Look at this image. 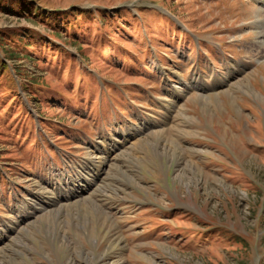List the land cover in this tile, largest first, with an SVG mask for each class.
Listing matches in <instances>:
<instances>
[{"label":"rangeland","instance_id":"1","mask_svg":"<svg viewBox=\"0 0 264 264\" xmlns=\"http://www.w3.org/2000/svg\"><path fill=\"white\" fill-rule=\"evenodd\" d=\"M260 1L0 0V264H264Z\"/></svg>","mask_w":264,"mask_h":264},{"label":"bare ground","instance_id":"2","mask_svg":"<svg viewBox=\"0 0 264 264\" xmlns=\"http://www.w3.org/2000/svg\"><path fill=\"white\" fill-rule=\"evenodd\" d=\"M263 2H264V0H262ZM262 1H260V2H262ZM264 42V41H263ZM262 42V43H263ZM231 76H235V73L234 74H232V75H230V77ZM198 82L196 81V80H194V81H192L190 84H188V85H185V89H192L193 88V86L195 85V84H197ZM225 83H228V81H226V79H224L223 81H220L219 83H216V84H214L215 85V89H217V88H219V87H223V84H225ZM209 86H211V84L209 83V82H207V84H204V85H201V84H199L198 86H197V88L198 89H205V87H209ZM244 86V85H243ZM239 87V86H238ZM241 87V86H240ZM240 89V88H239ZM218 92V91H217ZM224 92V91H223ZM227 93V92H226ZM227 94H229V93H227ZM201 97V96H200ZM200 99V98H199ZM205 100V99H204ZM204 111V110H203ZM166 124V123H165ZM114 147V146H113ZM113 147H112V150H113ZM109 152V151H108ZM104 162H106V161H104ZM101 163V165H102V162H100ZM89 187V186H88ZM72 188V187H71ZM74 189H75V187H73ZM80 189H81V192L82 191H84V186H81L80 188H79V191H80ZM76 190V189H75ZM73 193H75V191L72 189V192H70V193H68L67 194V196L68 197H70V195H72ZM81 194V193H80ZM8 236V235H7ZM2 240H3V236H1L0 235V243L2 242Z\"/></svg>","mask_w":264,"mask_h":264},{"label":"trees","instance_id":"3","mask_svg":"<svg viewBox=\"0 0 264 264\" xmlns=\"http://www.w3.org/2000/svg\"><path fill=\"white\" fill-rule=\"evenodd\" d=\"M57 50H60L61 52H65V49L63 47H58ZM0 70L5 74L7 73L8 77L10 78V83L12 86H15V82L13 80V77L11 75V72L9 70V66L6 64L5 61H3L1 58H0ZM3 81H6V79H1ZM25 88H27L25 86ZM6 94V93H5ZM6 95H11L12 98H16L18 96L17 92L16 93H12V92H8Z\"/></svg>","mask_w":264,"mask_h":264}]
</instances>
